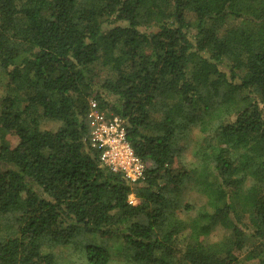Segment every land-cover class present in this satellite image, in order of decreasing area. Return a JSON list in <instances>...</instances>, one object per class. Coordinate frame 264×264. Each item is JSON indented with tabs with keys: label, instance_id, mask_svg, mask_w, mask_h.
I'll list each match as a JSON object with an SVG mask.
<instances>
[{
	"label": "trees",
	"instance_id": "16d2710c",
	"mask_svg": "<svg viewBox=\"0 0 264 264\" xmlns=\"http://www.w3.org/2000/svg\"><path fill=\"white\" fill-rule=\"evenodd\" d=\"M0 264H264V0H0Z\"/></svg>",
	"mask_w": 264,
	"mask_h": 264
},
{
	"label": "built area",
	"instance_id": "2783aa9c",
	"mask_svg": "<svg viewBox=\"0 0 264 264\" xmlns=\"http://www.w3.org/2000/svg\"><path fill=\"white\" fill-rule=\"evenodd\" d=\"M86 119L90 128V140L101 154L102 162L113 172H121L131 182L145 178V164L135 153L127 138L125 122L118 116L110 119L99 109L94 100ZM129 203H136L134 194L129 195Z\"/></svg>",
	"mask_w": 264,
	"mask_h": 264
},
{
	"label": "rangeland",
	"instance_id": "374dc122",
	"mask_svg": "<svg viewBox=\"0 0 264 264\" xmlns=\"http://www.w3.org/2000/svg\"><path fill=\"white\" fill-rule=\"evenodd\" d=\"M43 126L47 129H53L55 130L58 128L59 123L52 121V120H45L43 123ZM203 139L202 134L198 131V129L193 130L190 137L186 138V142H184L180 146V155L177 159H175L174 166L177 167V169L186 170L185 166L189 167L190 163H192L194 159L193 155V149L197 146V141ZM185 165V166H184ZM193 182L191 180H186L183 184H181V190L180 193L177 195L179 199H181L183 204H186L189 201H193ZM220 232V229H216L211 234V238L215 240L218 238V233ZM115 255L120 256V253H115Z\"/></svg>",
	"mask_w": 264,
	"mask_h": 264
}]
</instances>
